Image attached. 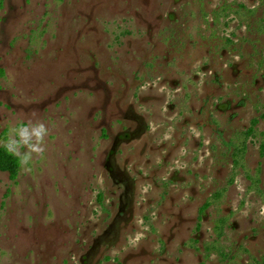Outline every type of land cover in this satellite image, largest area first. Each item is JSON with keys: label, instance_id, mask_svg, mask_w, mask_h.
I'll return each mask as SVG.
<instances>
[{"label": "rangeland", "instance_id": "obj_1", "mask_svg": "<svg viewBox=\"0 0 264 264\" xmlns=\"http://www.w3.org/2000/svg\"><path fill=\"white\" fill-rule=\"evenodd\" d=\"M0 69V264H264V0H0Z\"/></svg>", "mask_w": 264, "mask_h": 264}, {"label": "trees", "instance_id": "obj_2", "mask_svg": "<svg viewBox=\"0 0 264 264\" xmlns=\"http://www.w3.org/2000/svg\"><path fill=\"white\" fill-rule=\"evenodd\" d=\"M1 72H3V71L0 69V73H1ZM19 162H20L19 158H18V157H15V158L13 159V162H12V163L17 167V166H19ZM10 171H11L12 174L15 176V174H16V169L11 168Z\"/></svg>", "mask_w": 264, "mask_h": 264}]
</instances>
